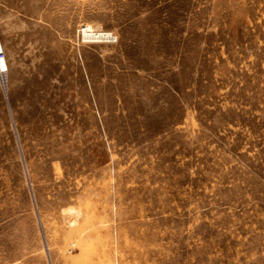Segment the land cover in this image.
Instances as JSON below:
<instances>
[{
  "label": "rangeland",
  "instance_id": "1",
  "mask_svg": "<svg viewBox=\"0 0 264 264\" xmlns=\"http://www.w3.org/2000/svg\"><path fill=\"white\" fill-rule=\"evenodd\" d=\"M0 44V264H264V0H0Z\"/></svg>",
  "mask_w": 264,
  "mask_h": 264
},
{
  "label": "bare ground",
  "instance_id": "2",
  "mask_svg": "<svg viewBox=\"0 0 264 264\" xmlns=\"http://www.w3.org/2000/svg\"><path fill=\"white\" fill-rule=\"evenodd\" d=\"M88 29L84 30V37L85 38H91V39H109L111 35H109L108 33H99L94 32L91 30V26H87ZM0 50H2L1 44H0ZM3 58H0V67L3 66Z\"/></svg>",
  "mask_w": 264,
  "mask_h": 264
},
{
  "label": "built area",
  "instance_id": "3",
  "mask_svg": "<svg viewBox=\"0 0 264 264\" xmlns=\"http://www.w3.org/2000/svg\"><path fill=\"white\" fill-rule=\"evenodd\" d=\"M0 58H4L3 56V50H0ZM6 66H1L0 67V77L2 79L3 85H5V79H4V72H5Z\"/></svg>",
  "mask_w": 264,
  "mask_h": 264
}]
</instances>
